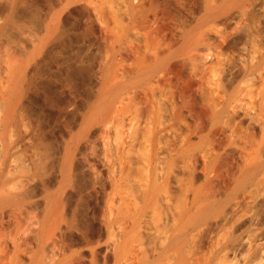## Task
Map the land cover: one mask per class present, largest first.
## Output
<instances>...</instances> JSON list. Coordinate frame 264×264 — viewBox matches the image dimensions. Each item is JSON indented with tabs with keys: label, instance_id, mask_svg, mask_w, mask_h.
<instances>
[{
	"label": "bare ground",
	"instance_id": "obj_1",
	"mask_svg": "<svg viewBox=\"0 0 264 264\" xmlns=\"http://www.w3.org/2000/svg\"><path fill=\"white\" fill-rule=\"evenodd\" d=\"M0 264H264V0H0Z\"/></svg>",
	"mask_w": 264,
	"mask_h": 264
},
{
	"label": "rangeland",
	"instance_id": "obj_2",
	"mask_svg": "<svg viewBox=\"0 0 264 264\" xmlns=\"http://www.w3.org/2000/svg\"><path fill=\"white\" fill-rule=\"evenodd\" d=\"M107 1H112V0H107ZM119 11H120L119 9H116L115 14L113 13L114 15L113 14L109 15L111 13L109 11V14L107 13L109 15L108 16L109 18L108 17H107L108 19L106 18V22H108V23L110 22L112 24V22L109 21V19L111 20L112 19L111 17H113V16L116 17V18L115 17L113 18L114 20H121L122 16H121ZM83 13L85 14V12H83ZM80 16H77L75 19L72 20V30H71V41L70 42L72 45V49H73L72 51L73 52L71 53V58H78L79 57V59L82 60V65H83L82 70L83 69L85 70V71L83 70V75H82L83 79H84L83 89H84V91H89L90 87H91V83H92L93 66H94V62H95V58H96V54H97V53L96 54L94 53V52H96L94 50H96V48H97L96 46L99 45V42H97V40L100 37H102V34H101V32H99L100 29L98 30L97 27L95 28L91 25L87 26L85 24L86 14H85V17H83V18H82V14ZM251 17H254V16H251ZM254 19H256V17ZM254 19H252V20L255 22L256 20H254ZM159 28H160L159 30H162L163 28H167V27L164 26L162 28L159 26ZM157 30H158V27L153 29L154 32L155 31L158 32ZM161 32H163V34ZM161 32L160 31L158 32L161 35L156 33V35L158 34L157 36H159V37H157L153 33L152 34L158 40H162L167 35H169V29H164V31L162 30ZM132 34H133V37H132ZM142 34H144V32ZM142 34H141V36H142ZM165 34H167V35H165ZM163 35H165V36L163 37ZM143 37H144V35H143ZM143 37L142 38L139 37L142 39V40L140 39L141 41H144ZM136 38L137 37L134 36V32L131 31V32L127 33V35L125 36L124 40H122V42H118V43L116 42L117 43L116 45H115V42H108L107 43L110 45L109 46L110 47V61L114 65L116 75L119 76V73L123 72V69L128 65V63H130V61H131L130 59L132 58L131 56H134V54L140 50L143 43L139 40V38H137V39ZM122 49H125V50H122ZM134 51H135V53H134ZM130 54H132V55H130ZM122 67H124V68L122 69ZM120 76H121V74H120ZM138 101H140L142 103V101L140 99H138ZM139 106H142L141 109L143 108V105H139ZM162 108H164V110L162 112L163 118L161 117V121L162 120L166 121L167 118L164 119V117L165 116L168 117V111H167V110H169L168 104H166ZM165 109H166V111H165ZM141 112L143 114V109H142V111H139L138 114ZM142 114H139L140 116L138 115V117H139L138 119H141V117L143 116ZM172 129L176 133L181 134L182 132H185L184 130H186V127H184V125H181V124H176V125L174 124L172 126ZM172 138H173V134L170 137L166 136L165 139L163 138L162 139L163 145L167 146V144H168V146H169L171 144ZM94 200L95 199L89 200L88 201L89 204H93Z\"/></svg>",
	"mask_w": 264,
	"mask_h": 264
}]
</instances>
